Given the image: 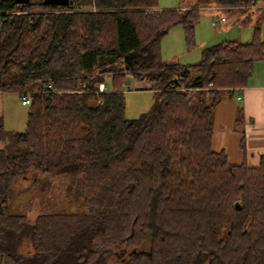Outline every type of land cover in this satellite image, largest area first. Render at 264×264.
Instances as JSON below:
<instances>
[{"label": "trees", "instance_id": "16d2710c", "mask_svg": "<svg viewBox=\"0 0 264 264\" xmlns=\"http://www.w3.org/2000/svg\"><path fill=\"white\" fill-rule=\"evenodd\" d=\"M69 1L0 0V92L28 100L23 131L0 130V264H264V157L234 166L210 149L218 92L244 87L264 59L259 28L247 44L203 48L192 66L159 46L180 26L190 47L204 7L256 0ZM125 76L153 97L131 120ZM29 174L75 178L84 212L32 224L12 214L10 189Z\"/></svg>", "mask_w": 264, "mask_h": 264}, {"label": "rangeland", "instance_id": "374dc122", "mask_svg": "<svg viewBox=\"0 0 264 264\" xmlns=\"http://www.w3.org/2000/svg\"><path fill=\"white\" fill-rule=\"evenodd\" d=\"M262 0H256L259 3ZM187 4V0H157L156 6L159 10L179 9ZM247 11V10H245ZM222 13L224 16L225 13ZM201 14L193 30V43L187 47L184 42L183 32L180 26L172 27L168 30L166 36L160 40V55L162 59L170 63H177L181 66H192L199 62L201 48L210 46L217 42V37L226 39L231 35L224 34L218 25L211 27L213 21L217 19L207 18ZM226 24L231 19L226 16ZM235 28L230 32L237 35L238 28L246 27L240 24L233 25ZM239 31H244L240 29ZM106 91L112 89L110 81L105 79L103 84ZM148 84L143 81H137L130 76H125L120 84V92L124 102V118L131 120L138 118L141 114L147 112L153 104L152 93L147 90ZM12 97L16 102L9 103L8 110L2 122L9 129L23 131V125L26 118L27 108L21 106L20 97L16 93L4 92V95ZM9 94V95H8ZM10 99V98H9ZM12 100V101H13ZM8 129V128H7ZM19 131V133H20ZM7 132V131H6ZM4 132L6 135L7 133ZM14 134V133H11ZM80 187V186H79ZM83 191L78 188L77 180L67 179L62 176H44L32 177L31 174L25 178H19L11 187L7 197V205L12 214L24 217L27 224H32L35 218L43 212L48 214H81L85 210ZM147 244L145 243L144 247ZM28 249V248H27ZM24 246L19 251L26 252Z\"/></svg>", "mask_w": 264, "mask_h": 264}, {"label": "crops", "instance_id": "0c3cea01", "mask_svg": "<svg viewBox=\"0 0 264 264\" xmlns=\"http://www.w3.org/2000/svg\"><path fill=\"white\" fill-rule=\"evenodd\" d=\"M185 8L186 5L179 9ZM220 12L225 13L231 19L226 26H224L227 21L226 16ZM201 14L207 18L217 19V21L222 18L223 23L217 25L221 27L224 34L231 35L223 39L225 37L220 38L221 33L217 37V42L212 45L226 40L247 44L252 38L254 27L259 28V39L264 44V0L259 3L255 1L247 11L240 9L225 11L219 7L207 6L200 10V16ZM237 23L241 26L245 25L246 29L240 27L238 29L244 31L238 30V34L232 36L230 30H233L235 28L233 25ZM210 26L216 27V25ZM204 45L205 42L201 50L205 48ZM218 93L220 101L212 110L211 151L222 152L230 165L236 166L244 163L249 167L257 166L259 158L264 157V59L252 64V74L244 87L230 91L220 90ZM237 96L238 100H236ZM12 100V97L0 92V130L3 133L7 131L6 137L20 131L15 132L16 130L9 129L2 122L5 110H8L7 105L11 102L16 104ZM3 147L4 143L0 140V149Z\"/></svg>", "mask_w": 264, "mask_h": 264}, {"label": "water", "instance_id": "95a60500", "mask_svg": "<svg viewBox=\"0 0 264 264\" xmlns=\"http://www.w3.org/2000/svg\"><path fill=\"white\" fill-rule=\"evenodd\" d=\"M15 5H25L28 3V0H12ZM44 5L49 6H58V7H65L70 4L69 0H42ZM34 177V175L32 176ZM236 209L238 210L237 205L235 204Z\"/></svg>", "mask_w": 264, "mask_h": 264}, {"label": "built area", "instance_id": "2783aa9c", "mask_svg": "<svg viewBox=\"0 0 264 264\" xmlns=\"http://www.w3.org/2000/svg\"><path fill=\"white\" fill-rule=\"evenodd\" d=\"M223 19L221 18L219 21H213L212 23H211V25L212 26H215V25H217L218 23L219 24H221V23H223ZM102 90V86L100 85L99 86V91H101ZM239 99V97L237 96L236 97V100H238ZM20 104L22 105V106H27L28 105V100H27V98H25V97H22V98H20Z\"/></svg>", "mask_w": 264, "mask_h": 264}]
</instances>
